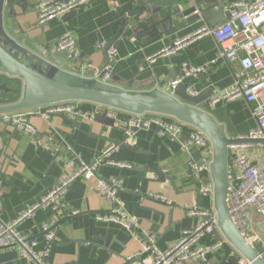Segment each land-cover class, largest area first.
Returning <instances> with one entry per match:
<instances>
[{"label":"crops","instance_id":"0c3cea01","mask_svg":"<svg viewBox=\"0 0 264 264\" xmlns=\"http://www.w3.org/2000/svg\"><path fill=\"white\" fill-rule=\"evenodd\" d=\"M117 1L120 4L118 9L111 7L109 0H93L40 25L38 0H15L4 15L5 24L22 46L44 57L49 55L50 50H57V43L66 31H72L82 62L95 67H101L107 61V53L101 45H115L117 55L112 66L111 84L132 92H167L169 84L181 79L183 87L180 85L178 91L185 95L184 87L196 90L195 106L202 108L215 92L234 85L239 64L220 60V46L209 36L202 37L175 55L160 56L154 61L150 59L170 47L175 40L200 28L219 27L228 19L225 11L227 4L249 0H198L211 1L205 8L211 24L200 17L171 35H166L152 20L133 30L132 25L140 18L142 1ZM146 18L145 15L141 17L143 20ZM69 59L64 68L80 75L82 63ZM214 62L217 63L213 65ZM187 66H207V70L190 76L186 74ZM6 82L5 77L0 76V85ZM8 85L12 86L11 83ZM7 97L8 94L0 89V101ZM218 107L229 112L228 126H234L235 136L257 126L252 106L245 101ZM1 117L0 114V225L13 222L20 211L58 184L66 174L63 161L54 156V151L38 146L31 135L16 129L11 123H4ZM28 122L36 128V137L51 140L52 147L60 148V156L68 161L81 160L91 164L111 144H129L131 148L120 147L112 158L131 164L132 169L100 166L97 175L106 181L121 180L118 199L123 208L138 220L143 232L156 238V246L162 252L177 242L184 230L197 225L199 218L188 215V206H209L203 197L204 206L201 207L197 181L189 169L191 157L198 153L196 149L190 148L188 154L179 140L164 136L158 130H140L135 137L128 139L124 125H104L97 118L70 120L60 116L47 121L32 116ZM75 122L80 125L76 126ZM211 179V174L205 176V180ZM64 203L73 210L81 211V214L60 222L57 238L47 259L49 264H123L126 259L139 256L141 245L129 230L118 223L99 219L100 214L113 212L118 204L100 194L94 180L75 182L65 195ZM54 215L51 209L40 210L21 223L18 230L35 238L38 250H42L46 247L44 224ZM249 234L251 237L258 236L259 241L255 244L264 247V225L260 216H253ZM238 258L237 252L228 244L208 254L206 261L198 264H224L226 260L238 264ZM0 264L29 263L15 250H0Z\"/></svg>","mask_w":264,"mask_h":264},{"label":"built area","instance_id":"2783aa9c","mask_svg":"<svg viewBox=\"0 0 264 264\" xmlns=\"http://www.w3.org/2000/svg\"><path fill=\"white\" fill-rule=\"evenodd\" d=\"M93 0H64L54 2L52 0H38L39 24L45 25L48 21L59 18L82 6L88 5ZM111 7L118 9L117 0H109ZM225 11L227 21L216 28L205 26L193 33L175 40L170 46L160 52L157 57L172 56L181 50L195 44L204 36L215 39L220 46V60L229 64L238 63L240 70L235 75L234 85L230 88L217 91L208 102L213 109L221 104H229L235 101H245L252 106V113L257 126L245 134L235 136V140H260V143L232 144L229 151V188L228 207L232 221L240 234L251 244L259 241V237H251L249 225L254 215L262 219L264 225V0L238 1L227 4ZM107 53V61L101 67L83 63L77 41L72 31H66L59 39L57 51H67L74 61L81 62L80 77L95 79L101 83L111 84L112 66L116 60L117 48L115 45L102 44ZM217 62H214L216 64ZM207 66L186 67V74L197 76L205 73ZM183 81L174 80L168 89L175 90ZM192 97L198 93L193 88L188 89ZM79 102H63L30 109L24 112L2 113L4 123H11L20 131L31 135L34 143L49 151H54V156L63 161L66 171L63 179L44 193L38 200L19 212L17 218L9 224L0 225V250H15L29 264H49L52 244L57 238V231L64 219L81 214L79 210H73L64 203V197L77 181H95L97 191L112 199L118 207L109 214H100L99 219L115 222L129 230L135 240L141 245L139 256L126 259L123 264H198L205 262L208 254L215 252L229 243L219 237L218 218L214 206L213 181L205 180L210 175V167L214 161V149L210 140L198 129L180 123L172 118L146 114L135 116L122 111L99 105ZM0 101V108L4 106ZM37 116L47 121L55 117L64 116L70 120L87 119L94 120L98 116L114 120L115 126L124 125L126 137H135L140 130H149L157 127L160 134L176 136L184 133L188 141L183 145V150L189 153L190 148H195L200 154L197 161H190L189 167L197 181V188L209 206L199 208L188 206L190 216L199 218L195 227L182 232L181 238L167 251L162 252L156 246V238L143 232L138 220L128 215L123 208L118 194L121 189V180L106 181L97 175L100 166H112L120 169H132L131 164L118 162L112 158V154L119 150V146L111 144L105 152L91 164L84 162L68 161L60 156L62 150L53 148L51 140L36 137L37 130L28 122V118ZM64 149V148H63ZM70 152L71 149L66 147ZM166 201L164 198H161ZM51 209L55 213L54 218L44 224L43 233L46 239V247L38 250V242L35 238L24 235L18 227L24 221L32 218L42 210ZM217 237H219L217 239ZM256 245V244H255ZM259 255L264 259V247ZM238 264H250L238 254Z\"/></svg>","mask_w":264,"mask_h":264},{"label":"water","instance_id":"95a60500","mask_svg":"<svg viewBox=\"0 0 264 264\" xmlns=\"http://www.w3.org/2000/svg\"><path fill=\"white\" fill-rule=\"evenodd\" d=\"M141 1L143 5L139 8L140 18L135 25H132L133 30L141 27L148 20L157 23L160 29L167 33L166 35L176 33L185 24L200 17H203L208 24L210 23L205 8L211 1ZM14 2L15 0H0V76L5 77L7 81L0 85V89L9 94L5 100L1 101L5 105L0 108V114L24 112L55 103L79 102L108 107L135 116L146 114L165 116L198 129L210 140L214 149V161L210 171L214 185V206L218 218L219 237H223L237 254L250 264H264V259L259 255L262 248L251 244L240 234L231 219L228 207V147L232 144L260 143L261 141L235 140L236 129L232 125L228 126L229 112L220 107L213 109L209 104L202 108L196 107L195 97L187 93L188 87H184L185 95L178 91L180 85L183 87V83L173 91L168 89L167 92L160 90L152 93L132 92L116 85L83 78L75 72L68 71L64 68L70 60L67 51L50 50L49 55L44 57L22 46L12 37L5 24L4 15ZM144 15L147 18L143 20L141 17ZM8 83L12 86L9 87ZM97 121L108 126H114L115 123L114 120L102 116L97 117ZM75 124L80 125L78 122ZM151 129L159 131L154 126ZM164 136L175 138L182 145L188 141L184 133L175 137L170 134ZM114 145L119 146V149L120 147L131 148L126 142H117ZM199 158L198 152L196 156L191 157V161H197ZM190 171L193 175L191 169ZM198 196L199 203L203 207V196L200 192ZM224 264L232 263L226 260Z\"/></svg>","mask_w":264,"mask_h":264},{"label":"trees","instance_id":"16d2710c","mask_svg":"<svg viewBox=\"0 0 264 264\" xmlns=\"http://www.w3.org/2000/svg\"><path fill=\"white\" fill-rule=\"evenodd\" d=\"M12 99L16 100V98H12ZM90 106H91L90 104H86V107H90Z\"/></svg>","mask_w":264,"mask_h":264}]
</instances>
